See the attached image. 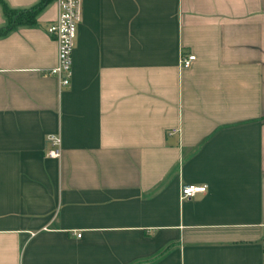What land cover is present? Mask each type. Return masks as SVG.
Returning a JSON list of instances; mask_svg holds the SVG:
<instances>
[{"label": "crops", "instance_id": "obj_1", "mask_svg": "<svg viewBox=\"0 0 264 264\" xmlns=\"http://www.w3.org/2000/svg\"><path fill=\"white\" fill-rule=\"evenodd\" d=\"M58 13L0 35V264H264V0H83L63 87Z\"/></svg>", "mask_w": 264, "mask_h": 264}, {"label": "built area", "instance_id": "obj_2", "mask_svg": "<svg viewBox=\"0 0 264 264\" xmlns=\"http://www.w3.org/2000/svg\"><path fill=\"white\" fill-rule=\"evenodd\" d=\"M59 13L48 26L49 33L58 41V61L50 68V72L58 77L61 87L71 84L73 76V57L78 35L79 24L82 20L83 0H58ZM196 55L182 54L180 66L191 65ZM49 147L47 154L52 157L62 155V137L59 133H49L47 136ZM207 185L200 183H183L180 189L182 199L191 197L199 192L206 191ZM80 235V234H79Z\"/></svg>", "mask_w": 264, "mask_h": 264}, {"label": "trees", "instance_id": "obj_3", "mask_svg": "<svg viewBox=\"0 0 264 264\" xmlns=\"http://www.w3.org/2000/svg\"><path fill=\"white\" fill-rule=\"evenodd\" d=\"M8 18L7 25L0 28V35L6 33L20 24L34 23L36 15L46 6L49 0H40L29 9H15L10 7L6 0H0Z\"/></svg>", "mask_w": 264, "mask_h": 264}]
</instances>
